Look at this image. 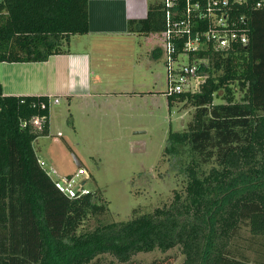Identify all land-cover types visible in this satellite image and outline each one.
<instances>
[{
    "label": "trees",
    "instance_id": "1",
    "mask_svg": "<svg viewBox=\"0 0 264 264\" xmlns=\"http://www.w3.org/2000/svg\"><path fill=\"white\" fill-rule=\"evenodd\" d=\"M263 1L233 8L245 17L247 44L196 56L199 90L165 92L170 109L193 108L165 147L181 187L169 204L128 220L80 230L109 206L95 192L70 198L56 187L34 148L50 133L48 97L4 95L0 83V264H173L176 255L135 256L174 248L180 264H264L236 247L243 228L264 238ZM166 28L162 2L128 22L130 33ZM89 31V0H0V62L47 60ZM36 115L47 117L41 129L30 122Z\"/></svg>",
    "mask_w": 264,
    "mask_h": 264
},
{
    "label": "rangeland",
    "instance_id": "2",
    "mask_svg": "<svg viewBox=\"0 0 264 264\" xmlns=\"http://www.w3.org/2000/svg\"><path fill=\"white\" fill-rule=\"evenodd\" d=\"M164 39L163 32L97 39L94 68L100 79L112 82L106 89L111 95H98L90 110L63 98L61 104L55 103L51 133L34 142L39 159L61 176L78 171L77 158L89 175L86 186L109 206L106 214L87 219L82 231L164 207L171 202L173 189L181 187L169 171L165 147L169 131L184 129L193 108L182 103L169 107ZM236 247L251 261L264 262V238L250 235L247 228L241 230ZM167 254L177 256L173 264L184 259L180 248L135 257L149 262Z\"/></svg>",
    "mask_w": 264,
    "mask_h": 264
},
{
    "label": "crops",
    "instance_id": "3",
    "mask_svg": "<svg viewBox=\"0 0 264 264\" xmlns=\"http://www.w3.org/2000/svg\"><path fill=\"white\" fill-rule=\"evenodd\" d=\"M162 0H89L90 31L86 37H71L69 50L53 54L44 61L0 62V83L4 95L47 96L73 101L90 110L98 95L107 97L109 80L97 76L94 68L93 49L95 41L109 36L130 34L128 22L143 19L148 15L149 6ZM73 47V49H72ZM158 56L155 50L153 58ZM106 86V88H102ZM103 91L98 94V90ZM76 100V101H75ZM56 105L50 106V133L56 118ZM59 116V115H58Z\"/></svg>",
    "mask_w": 264,
    "mask_h": 264
},
{
    "label": "built area",
    "instance_id": "4",
    "mask_svg": "<svg viewBox=\"0 0 264 264\" xmlns=\"http://www.w3.org/2000/svg\"><path fill=\"white\" fill-rule=\"evenodd\" d=\"M244 1L162 0L167 22L163 32L167 94L199 90L205 79L200 74V65L204 60L196 57L199 53L210 49L227 50L235 44L249 42L248 29L243 26V23L246 24L245 17L233 10ZM263 4L264 1L258 2L257 7ZM48 99L50 106L60 102L59 97ZM41 106L45 107V103ZM46 119V115H36L30 122L41 129ZM26 124L23 122L22 126ZM39 162L56 187L68 197L76 198L91 192L86 186L89 175L84 167L78 168L73 175L61 176L55 167L46 166L43 160Z\"/></svg>",
    "mask_w": 264,
    "mask_h": 264
},
{
    "label": "water",
    "instance_id": "5",
    "mask_svg": "<svg viewBox=\"0 0 264 264\" xmlns=\"http://www.w3.org/2000/svg\"><path fill=\"white\" fill-rule=\"evenodd\" d=\"M75 159H76V163L78 165V168L82 167L83 166L82 163L77 158H75Z\"/></svg>",
    "mask_w": 264,
    "mask_h": 264
}]
</instances>
